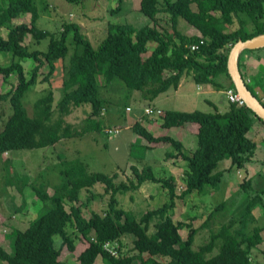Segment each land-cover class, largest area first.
<instances>
[{
    "label": "trees",
    "instance_id": "16d2710c",
    "mask_svg": "<svg viewBox=\"0 0 264 264\" xmlns=\"http://www.w3.org/2000/svg\"><path fill=\"white\" fill-rule=\"evenodd\" d=\"M123 1L118 0L111 12L119 11ZM140 10L151 18V23L137 27L129 22H109L105 37L95 47L75 21L63 22L59 33L38 26L41 13L37 0H0V27L8 30L7 37L0 34V53L13 55L8 65H0V77L6 84L12 74L18 77L9 90L0 86V100L9 101L12 109L8 115L0 109V121L4 119L0 155L14 149L48 147L90 132L108 133L102 120L108 100L101 95L100 73L107 81L119 78L129 89L141 91L142 98L149 102L177 89L186 75L196 83L237 91L228 70L229 53L239 39L264 33V0H141ZM27 14L31 15L29 22L14 21ZM180 18L199 34L183 32ZM70 33H74L71 38ZM28 35L35 44L48 38L47 49H31L32 45L24 43ZM151 42L156 44L152 50ZM70 46L73 54L65 63ZM255 50L244 49L241 54ZM26 58L36 61L30 73L22 63ZM58 60L64 63L62 97L55 104L54 91H49L35 101L30 114L24 103L26 92L40 81L46 65L49 70L41 80L51 82ZM239 68L246 79L240 60ZM84 103L91 104L90 115L79 124L68 121L67 116ZM155 115L161 117L165 128L199 125L198 145L192 152L185 151L183 142L174 136L154 135L142 120L132 126L134 132L154 145L171 144L177 152L167 153V158L181 157L187 162L181 193L174 180L160 178L151 165H131L133 176L121 178L124 168L113 174L95 172L79 158L60 157L64 180L55 187V193L32 186L38 197L50 201L49 209L25 229L12 230L13 252L0 243V264H70L60 259L62 250L67 247L74 252L82 239L89 244L79 254L77 264H95L99 256L105 264H254V249L264 243V188L260 189L257 179H264V172L243 180L239 192L246 200L241 213L211 229L208 240L196 249L195 237L200 228L192 222L176 221L174 213L178 199L210 193L227 172L234 167L244 168L254 159L258 145L248 133L256 121L263 125L264 121L246 104L232 102L225 112L161 109ZM223 160L229 163L220 168ZM146 181L162 183L168 198L138 217L122 206L118 194L138 191ZM98 183L103 185V193L93 189ZM84 189L91 195L85 200L81 198ZM99 195L108 197L101 211L91 208L92 200ZM226 205L223 201L213 207L202 225L214 222ZM257 206L263 209L261 223L254 216ZM86 207L90 210L88 216L84 213ZM184 228L189 229L186 237L181 233ZM129 238L132 249L124 241ZM106 243L115 245L117 254L107 249Z\"/></svg>",
    "mask_w": 264,
    "mask_h": 264
},
{
    "label": "rangeland",
    "instance_id": "374dc122",
    "mask_svg": "<svg viewBox=\"0 0 264 264\" xmlns=\"http://www.w3.org/2000/svg\"><path fill=\"white\" fill-rule=\"evenodd\" d=\"M141 0H124L121 8L116 13L111 12L118 4V0H37L41 16L38 20V26L50 31L58 32L62 28L65 21H75L81 24L82 32L86 35L92 44L97 47L102 39L105 37L106 32L102 30V26L106 23H133L137 27L144 26L151 23V18L145 15L140 10ZM47 9V10H45ZM101 28H100V26ZM98 27V29L93 28ZM179 28L186 33L191 34L193 31L198 32L191 26L184 18H180ZM74 33H70L69 37H73ZM31 36L28 35L25 44L29 43ZM49 39H43L40 43L32 44L31 49L46 50L48 47ZM30 44V43H29ZM154 42L149 44L151 49L154 48ZM73 54V48L70 46V51L66 57L65 63H69ZM3 56V57H1ZM13 59L11 52L0 53V65H8ZM27 72H31L36 65L33 58L22 59ZM58 69L51 77V82L42 81L43 76L48 72L49 66L46 65L41 70L40 81L36 83L24 96V103L30 114L34 112V103L37 99L54 91L55 104L62 97V78H63V60L56 62ZM17 74H12L9 82L3 83L0 77V86L4 91L11 89L12 84L17 82ZM248 82L259 96L264 97L261 91L254 87L255 78L252 76ZM101 95L105 97L108 102L106 108H103L104 115L102 120L106 126V131L109 128L117 127L120 129L113 130L112 132L95 131L86 133L82 137H70L62 139L55 145L44 148L33 149H14L9 153L0 155V222L5 219L6 225L0 229V243L9 251L14 250V232L15 228L25 229L35 218L41 213L47 211L51 205L50 201H44L38 197L36 191L32 186L44 187L49 194L55 193V187L60 184L64 179L60 170L63 168L60 157L68 159L79 158L89 165L91 171H99L107 174H113L120 168H124L125 173L120 174L121 178L126 176H133L131 165H136L143 168L146 165H151L157 176L174 180L177 184V191L181 193L185 188L183 180L184 173L181 168L174 167V174L170 173L169 167L165 166L164 156L165 152L169 153L175 150L169 143L152 144L147 139L134 132L123 129L126 124H132L138 119L142 107L149 105V101L142 98V92L139 90H131L119 78H114L107 81L106 76L100 73L98 76ZM215 92L209 94L210 99L214 100L220 112H225L229 109L230 100L225 95V91ZM205 95L200 94V97ZM208 96V97H209ZM131 104V110L126 108V104ZM168 106H174L171 102H165ZM180 105L183 104L179 102ZM203 106L199 110L207 112H215V109L210 104L201 103ZM183 106V105H181ZM188 104L187 109H190ZM186 107V106H183ZM0 109H4L6 114L11 113L9 101L0 100ZM185 109V108H184ZM91 113V104L84 103L76 107L74 111L67 116V120L74 123H81ZM157 113L156 108H153L152 115ZM3 120L0 121V129L3 127ZM264 128V125L262 124ZM154 134L158 133L156 128L152 129ZM250 134H252L250 132ZM261 135V131L259 130ZM170 135V134H168ZM172 136V135H171ZM197 137V136H196ZM198 139V137H197ZM142 140L149 145V148H155L156 158L154 161H148V156L144 149ZM132 144L130 145V142ZM192 143V138H191ZM155 146V147H152ZM261 146V145H260ZM196 147V146H195ZM194 149V148H193ZM258 154V153H257ZM256 154V158H257ZM172 158V157H171ZM171 158H167L170 160ZM174 158V157H173ZM261 161H264V154L259 156ZM229 163V160H223L220 163V168ZM186 165L184 166V169ZM184 171V170H183ZM244 170H239L234 167L231 172L226 173L222 182L216 187L215 190L209 191L205 195L191 194L185 199L177 200V207L175 209L174 218L176 221L192 222L197 228H200L195 237L194 247L205 243L210 235L211 229H216L222 222L227 221L230 217L238 216L235 213L237 206L241 207L244 193L235 192L236 187L240 186L239 183L243 181L242 176ZM233 182L235 186L231 184ZM96 192H104V187L98 183L95 188ZM90 193L85 189L82 191L81 198L87 199ZM120 203L125 209L134 211L140 217L147 209H153L161 206L167 200V192L163 188L162 183L146 181L135 192L128 194H118ZM108 197L97 196L91 202V208L101 211L106 205ZM223 201H227L225 211L216 215V218L210 222L209 225L203 226L209 213L213 207L217 206ZM70 205H68L69 207ZM18 207V208H16ZM90 210L85 208V215H89ZM18 217L23 216L19 222L14 219L15 215ZM5 216V217H4ZM192 218H195L191 221ZM4 223V224H5ZM71 230V228H70ZM7 233L8 237H5ZM184 237L189 233L188 228L181 230ZM6 235V236H7ZM129 249H132L131 239L124 240ZM61 239L56 238V246L59 247ZM88 241L82 239L77 249L72 252L67 247H64L60 256L61 260L67 261L70 264H77L79 254L88 246ZM258 250V249H256ZM256 253V252H255ZM95 264H105L99 256Z\"/></svg>",
    "mask_w": 264,
    "mask_h": 264
},
{
    "label": "crops",
    "instance_id": "0c3cea01",
    "mask_svg": "<svg viewBox=\"0 0 264 264\" xmlns=\"http://www.w3.org/2000/svg\"><path fill=\"white\" fill-rule=\"evenodd\" d=\"M30 19H31V15L27 14L21 18H16L14 21L15 22H21V21L29 22ZM107 27H108V23H106L105 26L104 25L102 26V30L106 33H107ZM93 28L98 29V27H96V26H93ZM100 28H101V26H100ZM194 33L199 34V32H194V31L191 34H194ZM0 34L3 35L4 37H7V35H8L7 28L0 27ZM26 39H27V37H26ZM29 43H30V45L35 44V43H32V39L29 41ZM29 43H27V44H29ZM155 45L156 44H154V46ZM1 57H3V56H1ZM239 60L242 63V68L246 73L247 78L245 80L248 82L249 80H247V79L250 78L252 80L251 77L253 76L255 78V81H254L255 83L253 86L256 87L257 90L261 91L262 94H264V48H260L258 50L251 51V52L248 51V52H245L243 55L240 54ZM62 82H63V78H62ZM224 91H225V95H226V90H224ZM215 92H223V91L220 89H217L215 86H212L210 84L203 85L200 83H196L195 80L190 75L189 76L186 75L182 78L177 89H170L167 92L160 94L154 101L149 102V105H146V106L144 105L141 109V112L138 115L137 120H142V124L145 125L147 127V129H149L151 132H152V129L156 128V131L158 130V133L154 134L156 136L170 134V135L174 136L175 138L180 139L183 142L184 150L187 152H192L196 149V147L198 145V139L196 136H197V133L199 131V125L189 123V124H184L181 126H173L170 128H165L162 126L161 117L159 115L147 114L146 108L147 107L152 108V109L153 108H156V109L159 108L160 110L162 109V110H171V111H193V110H197V109L199 110V108H202L203 105L201 103L204 102L208 105L210 104V106H212L215 109V111H217L218 108L215 105L214 100H211L210 96H209V94H215ZM200 94H203L205 96L199 98ZM259 97L263 98L262 96H259ZM165 102H169V103L171 102L174 106H168V105H166ZM179 102H182L183 104H181V105L186 106V107L181 106ZM191 102H192V106L190 107V109H187L188 104L190 105ZM126 105H127L126 108L128 106L131 107V104H129V103H127ZM218 111H221V110H218ZM205 112H207V111L205 110ZM102 114L104 115V112ZM134 123H132V124L126 123L123 126L124 128H122V130L126 129V130H129L131 132H134L132 129V126ZM259 130L261 131V135L259 134ZM250 132L252 134H250ZM250 132L248 133V135L251 138H253L258 145V148L256 151V154L257 153L258 154H257V158H256V154H255L254 159L252 161L248 162L244 168H239V170H244V173L240 174V176L243 175L242 176L243 180H245V179L248 180L249 178L255 177V175L257 173L264 172V161H261V159L259 158L260 154H261V156L264 154V128L262 127V123L259 121H256L254 123L252 129L250 130ZM134 134H137V133L134 132ZM137 135H139V134H137ZM139 136H141V135H139ZM191 138H192V143H191ZM142 142L144 145V149L146 150L145 151L146 153H144V154L149 155L148 161H154V159L156 158L155 150L157 149V145H156V147L152 146L155 148H149V147H147L149 145L148 143L144 142L143 140H142ZM131 144H132V141L130 142V145ZM170 152L176 153L177 151L171 150ZM164 162H165L164 163L165 166L169 167V169H170L169 171L171 174H174L173 173L174 167L181 168L182 172L184 173V171H183L184 166L187 164V162L184 159H182L181 157H174V158L172 157L170 160H168L167 159V152H165ZM226 165H228V164H226ZM257 179L259 181L258 186L260 187V189H263L264 188V179H262L261 177H258ZM241 183H239V185H241ZM231 184L233 186H235V184L233 182H231ZM239 188H240V186L236 187V191H235L236 193L240 191ZM245 200H246V198L243 197L242 201L240 202L241 207L239 208V206H237L235 209V213H237L238 215L243 210ZM16 208H18V207H16ZM0 216H2L1 213H0ZM254 216L258 222L261 223L263 221V209L261 206H257L254 209ZM21 218H23V216L18 217L17 214L14 216V219H16L17 222H19L21 220ZM4 223H5V219L2 220V222H0V229L2 226L6 225V223L5 224ZM0 235H1V232H0ZM256 249H258V250H256ZM254 264H264V243L259 245L258 248L254 249Z\"/></svg>",
    "mask_w": 264,
    "mask_h": 264
},
{
    "label": "water",
    "instance_id": "95a60500",
    "mask_svg": "<svg viewBox=\"0 0 264 264\" xmlns=\"http://www.w3.org/2000/svg\"><path fill=\"white\" fill-rule=\"evenodd\" d=\"M264 48V33L252 38L239 39L232 47L228 57V70L237 92L244 99L247 107L251 108L264 121V103L249 88L239 68V56L244 49Z\"/></svg>",
    "mask_w": 264,
    "mask_h": 264
},
{
    "label": "built area",
    "instance_id": "2783aa9c",
    "mask_svg": "<svg viewBox=\"0 0 264 264\" xmlns=\"http://www.w3.org/2000/svg\"><path fill=\"white\" fill-rule=\"evenodd\" d=\"M226 94H227V97L229 98L230 102L237 103L239 106H242V105L245 104L244 99L241 97V95L237 91H235L233 89H229V90L226 91ZM261 100L264 103V97L261 98ZM127 109L131 110V107L128 106ZM156 110H157L158 113L160 112V109H156ZM146 113L149 114V115L152 114L153 113V109L147 107L146 108ZM115 129L120 131L119 128H109L107 132H109V131L112 132ZM113 246H115V245H113ZM113 246H111L110 243H106V245H105V247L107 249H109L113 254H117V251H116V249Z\"/></svg>",
    "mask_w": 264,
    "mask_h": 264
}]
</instances>
